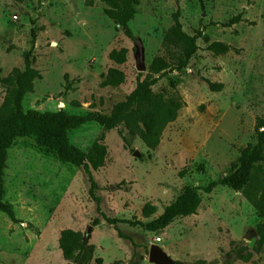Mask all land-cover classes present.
I'll return each instance as SVG.
<instances>
[{
  "label": "rangeland",
  "instance_id": "obj_1",
  "mask_svg": "<svg viewBox=\"0 0 264 264\" xmlns=\"http://www.w3.org/2000/svg\"><path fill=\"white\" fill-rule=\"evenodd\" d=\"M135 10L128 38L99 0H0V79L23 69L31 47L40 74L23 98L24 111L107 114L133 90L139 74L145 77L154 57L173 61L162 44L173 13L179 11L186 34L201 35L187 66L166 72L152 87L183 102L154 150L122 124L105 131L90 122L67 133L70 144L83 151L102 137L107 154L104 166L91 172L93 196L81 167L59 163L32 137L14 141L7 151L3 201L20 222L0 212V264H74L58 249L63 229L79 231L93 246L91 264H153L147 261L152 244L174 264H264V244L258 249L256 243L261 218L245 192L220 185L209 193L200 189L231 173L240 151L255 143L257 119H264V0H139ZM236 16L240 20L228 24ZM214 42L228 51L213 53ZM120 48L127 50V60L115 65L108 53ZM109 68L122 71L125 80L101 88L100 75ZM206 80L221 83V90H209ZM3 96L0 84V104ZM253 175L247 191L256 196L264 191V160ZM185 187L198 189L196 214L174 219L161 232L146 231L143 226ZM145 204L156 212L144 217ZM100 213L133 223L116 224L126 239Z\"/></svg>",
  "mask_w": 264,
  "mask_h": 264
},
{
  "label": "trees",
  "instance_id": "obj_2",
  "mask_svg": "<svg viewBox=\"0 0 264 264\" xmlns=\"http://www.w3.org/2000/svg\"><path fill=\"white\" fill-rule=\"evenodd\" d=\"M99 1L104 6V14L121 29L125 36L132 38L128 23L134 18L135 7L139 4V0ZM199 2L202 5V0ZM239 20L240 17L236 16L228 24L231 25ZM200 36V32H196L194 35L186 34L179 22V11L173 13L172 25L165 31L162 38V44L169 51L173 61L162 56L154 57L148 66V73L145 77L140 80L141 74H139L133 90L124 100L115 103L107 114L97 111L72 114L63 109L44 112L24 111L23 98L32 92L34 81L40 79L39 72L33 68L32 47L27 50L23 55V69L13 68L7 76L0 79V84L4 89V96L0 104V212L5 214L13 224L20 222L16 219L11 206L3 201L5 194L3 177L7 151L16 139L32 137L38 148L53 154L59 163L81 167L90 184L88 192L91 196H93V189L96 186L91 172L104 166L106 147L100 142L102 141L101 137L87 151H83L70 144L67 136L69 131L90 122L98 124L105 131L122 124L130 136H137L148 150H154L159 144L162 130L176 119L183 102L178 96L164 98L161 94L154 93L152 87L166 72H170V70L180 72L187 66L190 58L198 49L196 40ZM209 49L215 54H224L228 51L227 46L218 42L210 44ZM173 51H176L177 55L174 56ZM108 59L115 65H123L127 60V50L125 48L112 49L108 53ZM124 80L125 76L122 71L117 68H109L100 75L99 86L115 88L121 85ZM205 82L211 91H220L222 88L221 83L208 80ZM263 160L264 119H257L255 143L248 144L240 151L233 163L231 173L200 188L205 193H209L220 185L245 192L261 218L256 226L258 249L264 244V191L252 196L247 189L253 182L254 167ZM197 190V188L185 187L157 218L143 227L148 232L158 233L163 231L174 219L196 214L200 205V196ZM93 198L97 201L95 197ZM155 212L156 208L150 204H145L142 208L144 217H149ZM100 216L107 225L114 227L119 238L126 239L116 224L133 225V223L110 218L103 213H100ZM97 223V219H94L93 224ZM58 249L65 261L74 264H91L93 246L84 241L79 231L61 230L58 237Z\"/></svg>",
  "mask_w": 264,
  "mask_h": 264
},
{
  "label": "water",
  "instance_id": "obj_3",
  "mask_svg": "<svg viewBox=\"0 0 264 264\" xmlns=\"http://www.w3.org/2000/svg\"><path fill=\"white\" fill-rule=\"evenodd\" d=\"M136 70L138 72H142L144 70V66L141 63H138L136 65ZM134 155H137V153L135 152ZM110 188L113 189L112 186ZM90 231L91 228L88 227L85 231V234H89ZM147 261L153 264H174L171 259H169L155 244L149 246Z\"/></svg>",
  "mask_w": 264,
  "mask_h": 264
},
{
  "label": "built area",
  "instance_id": "obj_4",
  "mask_svg": "<svg viewBox=\"0 0 264 264\" xmlns=\"http://www.w3.org/2000/svg\"><path fill=\"white\" fill-rule=\"evenodd\" d=\"M159 240H160V239H159V238H157V239H156V242H159Z\"/></svg>",
  "mask_w": 264,
  "mask_h": 264
}]
</instances>
